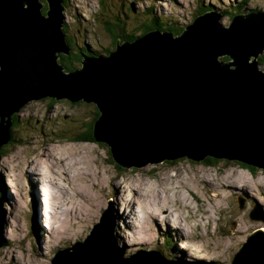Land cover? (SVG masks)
<instances>
[{
	"label": "water",
	"instance_id": "95a60500",
	"mask_svg": "<svg viewBox=\"0 0 264 264\" xmlns=\"http://www.w3.org/2000/svg\"><path fill=\"white\" fill-rule=\"evenodd\" d=\"M46 2L42 13L41 0H0V149L11 139L12 116L28 101L50 97L93 104L92 137L121 167L210 156L264 169V10L237 13L227 26L211 10L178 34L153 29L118 39L108 54H83L80 66L66 71L58 62L69 53L64 6ZM108 212L83 242L58 249L51 264L171 262L158 249L123 256ZM254 212L250 219L264 222V211ZM263 229L247 237L231 264H264Z\"/></svg>",
	"mask_w": 264,
	"mask_h": 264
},
{
	"label": "rangeland",
	"instance_id": "374dc122",
	"mask_svg": "<svg viewBox=\"0 0 264 264\" xmlns=\"http://www.w3.org/2000/svg\"><path fill=\"white\" fill-rule=\"evenodd\" d=\"M240 1L62 0L64 33L72 52L107 54L116 45L113 31L137 35L154 16L182 27L192 22L200 6L209 5L213 8L208 11L221 12L219 21L227 26ZM243 6L262 11L264 0H246ZM62 59L66 60L59 55L58 62ZM260 67L264 70V65ZM93 111L94 105L83 101L47 98L28 101L16 113L18 124L12 132L16 140L0 156L7 212L0 264H51L56 250L83 242L106 210L108 219L115 218L116 244L123 256L158 249L171 261L167 264H231L247 237L264 228L263 221L249 217L253 209L263 215V168L252 171L234 160L209 165L187 158L121 167L106 144L68 140L85 127ZM29 160L31 173L26 170ZM209 179L212 183H207ZM230 181L238 185L230 186ZM118 186L133 207L121 200ZM37 199L46 221L37 217ZM133 209L137 214L131 213ZM123 214L128 216L121 218Z\"/></svg>",
	"mask_w": 264,
	"mask_h": 264
},
{
	"label": "trees",
	"instance_id": "16d2710c",
	"mask_svg": "<svg viewBox=\"0 0 264 264\" xmlns=\"http://www.w3.org/2000/svg\"><path fill=\"white\" fill-rule=\"evenodd\" d=\"M44 1V2H43ZM43 2V8H42V13H45L47 11V3L45 2V0H42ZM246 3V0H241L240 3L236 6V8L232 11L231 13V18L233 17V15L237 14V13H252V12H255V11H252V10H246L244 9V4ZM208 7H212V6H200L197 10H196V13L194 14V17L196 15H199V14H202V13H206L208 12ZM213 8V7H212ZM224 12V11H222ZM194 19V18H193ZM171 22V23H170ZM106 23L112 27V26H115L114 24H111L109 23L108 20H106ZM188 25V24H186ZM182 26V27H179L178 24L176 22H173L171 20H167V21H163L161 18H158L156 16H154L152 18V20H150L148 22V24H145L143 27H142V30L139 34L135 35V34H126L125 32H123L122 29H119L117 31H113V35L115 36V43L117 42L118 39H120V42H123L125 40H133L134 38H136L137 36L139 35H142L144 34L145 32L149 31V30H153V29H157V30H160V31H164V30H167V31H171L173 34H178L180 33L181 31H183V29L185 28V26ZM111 29V28H110ZM63 31H64V25H63ZM66 37V36H65ZM66 42H67V45L70 46L69 44V41L66 37ZM114 43V44H115ZM115 48V46H114ZM113 48V49H114ZM113 49L111 50H107V52L109 53L110 51H112ZM87 51V54H91L92 55H95V54H98V53H94V52H91L89 51L88 49H86ZM71 52V50L69 49V53ZM68 53V54H69ZM72 53H76V52H72ZM107 53V54H108ZM79 55V53H76ZM61 55H64V54H61ZM82 55L83 53H80V57L82 59ZM62 57H65V61L64 59L63 62L61 63L65 70L66 71H72L73 69H76L78 68L81 64V61L78 60V58H69L68 56H62ZM224 60H228V57L225 56V57H222ZM258 64L259 65H264V55L260 54V56L258 57ZM47 98H50V97H45V98H42V99H47ZM50 99H53V100H56L54 98H50ZM50 102V101H49ZM81 101H78V102H75V103H79ZM72 103V102H71ZM73 104V103H72ZM88 104H91V103H88ZM49 105H51V103H48V105L46 104L47 107H50ZM98 117V111L96 109V107L94 106V111H93V115L91 117V120L89 122H87L85 124V127H82V129H79L77 132L73 133V135H71L68 140H72V141H78V142H95L96 141L93 139L92 137V132H93V125H94V121L95 119ZM18 124V117L16 114H14L12 116V124H11V127H10V132H11V139L10 141L5 144L1 149H0V156H3L5 155L6 151L4 150V148L9 145L10 143H12L13 141H15L16 139L13 137V130L16 128ZM219 159H216V158H213V157H206L205 160H203L204 163L206 164H209V165H215L217 162H218ZM176 161V160H175ZM169 162H174V161H169ZM237 163L241 166V167H244L248 170H255L257 169V167H254V166H250V165H247L245 163H242V162H238ZM0 194L2 195L3 192L0 188ZM168 242H170L169 239H166L164 243H166L168 245ZM57 251V250H56ZM55 251V252H56ZM160 251V250H159ZM161 252V251H160ZM164 258H166L167 260H169L165 255H164Z\"/></svg>",
	"mask_w": 264,
	"mask_h": 264
},
{
	"label": "bare ground",
	"instance_id": "6f19581e",
	"mask_svg": "<svg viewBox=\"0 0 264 264\" xmlns=\"http://www.w3.org/2000/svg\"><path fill=\"white\" fill-rule=\"evenodd\" d=\"M45 2H46V0H45ZM47 3V2H46ZM63 4V3H62ZM45 152H48V148L47 149H45ZM46 154V153H45ZM47 156H50V154H46ZM56 156V155H55ZM66 159H67V157H65ZM65 158H62V160L63 159H65ZM65 159V160H66ZM61 160V161H62ZM65 160H63L62 161V166H64V161ZM32 160H29L28 161V164H27V173H31V164H32ZM66 165V164H65ZM57 175H58V173H57ZM52 179V178H51ZM210 180V179H209ZM207 180V183H212V181L213 180ZM117 185V184H119V182H115L114 183V185ZM228 185H230V186H236V185H238L237 184V182L236 181H230V182H228L227 183ZM211 185H214V184H211ZM243 186H246V187H248L246 184H244ZM117 187V186H116ZM135 193H137V191H138V188L136 187H134L133 189H132ZM140 190V189H139ZM116 191H118V193H119V195L121 196V200H123L124 202H125V205L128 207V208H130V207H133V205H132V201H131V198H129L128 197V195L123 191V190H121L120 188H119V186H118V188H117V190ZM143 191V188H141V190H140V192H142ZM139 193V192H138ZM36 195V194H35ZM45 195V194H44ZM152 195V194H151ZM157 195V194H156ZM3 197V196H2ZM36 197V196H35ZM46 197V196H45ZM150 197V196H149ZM152 197H154V196H152ZM148 198V197H147ZM158 199L162 202L161 204H165V203H163V199H162V196L161 195H158ZM180 200H181V202H184V204H185V206H186V203H187V201L185 200V198L184 197H180ZM2 201H3V204H5V199H4V197L2 198ZM155 201V200H154ZM169 202V201H168ZM151 204V203H150ZM37 211H36V213H37V217L39 218V219H45V221L46 220H48V218H46V217H48V216H45V215H43V213L40 211V201L38 202V199H37ZM150 210V209H149ZM155 210V209H154ZM136 211L137 210H134L133 209V211L131 212L132 214H137L136 213ZM153 212V211H152ZM143 213H145V212H143ZM152 214V213H151ZM169 214V213H168ZM168 214L166 213V215H165V218L166 219H169V218H167V216H168ZM6 215H7V212H6ZM149 215V214H148ZM155 215V214H154ZM126 216H128V214L126 215H120V217L121 218H126ZM50 217V216H49ZM143 217V216H142ZM149 218V217H148ZM152 220H154L155 219V217L153 216L152 218H151ZM129 226V225H128ZM181 226V225H180ZM178 227V226H177ZM181 228V227H180ZM182 230H184V227H182L181 228ZM102 256L104 257V253L102 254ZM99 258H100V252H99ZM102 259V258H101ZM101 259L99 260V262L97 261V259H96V261H95V263L94 264H100L101 263ZM92 264H93V262H92ZM115 264V263H114Z\"/></svg>",
	"mask_w": 264,
	"mask_h": 264
},
{
	"label": "flooded vegetation",
	"instance_id": "af4514ba",
	"mask_svg": "<svg viewBox=\"0 0 264 264\" xmlns=\"http://www.w3.org/2000/svg\"><path fill=\"white\" fill-rule=\"evenodd\" d=\"M62 56H64V55H62ZM65 56H68L69 58H78V60L81 61L80 54L78 55L76 53H72V51L69 54L65 55Z\"/></svg>",
	"mask_w": 264,
	"mask_h": 264
},
{
	"label": "clouds",
	"instance_id": "9594fccd",
	"mask_svg": "<svg viewBox=\"0 0 264 264\" xmlns=\"http://www.w3.org/2000/svg\"><path fill=\"white\" fill-rule=\"evenodd\" d=\"M90 55H92V54H90ZM82 60V59H81ZM1 195V194H0ZM2 196V195H1Z\"/></svg>",
	"mask_w": 264,
	"mask_h": 264
}]
</instances>
